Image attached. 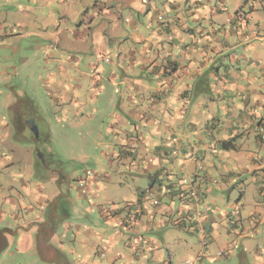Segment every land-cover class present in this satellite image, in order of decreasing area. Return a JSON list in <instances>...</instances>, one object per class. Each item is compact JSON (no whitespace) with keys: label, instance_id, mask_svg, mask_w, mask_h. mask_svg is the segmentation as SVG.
<instances>
[{"label":"crops","instance_id":"obj_1","mask_svg":"<svg viewBox=\"0 0 264 264\" xmlns=\"http://www.w3.org/2000/svg\"><path fill=\"white\" fill-rule=\"evenodd\" d=\"M164 3L163 11L151 21L162 28L157 40L142 34L144 25H138L134 17L143 16L146 9V16L152 13L153 3L146 7L144 0L91 4L87 0H0V8L12 5L22 18L37 12L43 23L70 26L75 40L69 53H96L113 64V69L93 66L97 75L93 82L100 85L90 89V103L96 109L82 116L91 122L93 116L103 114L106 135L116 146L117 161L110 167L115 165L118 176L129 172L136 194L125 210L116 209L112 217L102 210L109 228L120 230L106 232V251L100 253L99 247L95 252L103 258L99 264H184L172 256L171 228L178 235L192 229L209 230L213 237L219 233L224 246L232 250L226 256L234 257V251L236 263L249 264L253 252L264 264V0ZM123 12L132 31L123 28ZM121 18L127 37L115 32L120 28L115 22ZM136 44L141 46L137 51ZM112 51L116 52L113 57ZM75 89L79 98L73 97L69 107H76L80 114L87 101L82 100L83 86ZM182 177L197 180L203 191L200 202L182 195ZM240 180L244 187L236 209L234 205L222 208L210 195L214 190L229 193V186ZM92 187L88 186V193H93ZM168 189L174 192L169 194ZM233 194L229 193V203ZM62 198L60 194L48 201L51 220L34 223L24 255L36 248L44 264H71L69 256L81 262L83 253L61 241L51 226ZM163 200L171 205L161 208ZM250 201L253 206L248 205ZM176 203L181 205L177 214ZM219 228H225L226 237ZM79 235L73 236L74 244ZM0 241V253H4L9 239L4 236ZM121 241L127 248L122 253L115 244ZM174 245L184 250L183 242Z\"/></svg>","mask_w":264,"mask_h":264},{"label":"rangeland","instance_id":"obj_2","mask_svg":"<svg viewBox=\"0 0 264 264\" xmlns=\"http://www.w3.org/2000/svg\"><path fill=\"white\" fill-rule=\"evenodd\" d=\"M98 1L87 0L90 4ZM144 1L146 7L153 3L152 13L146 16V9L143 16L137 14L134 17H137L138 25H144L142 34L157 40L162 28L159 29L157 24L153 26L151 21L163 11L162 5L166 0ZM99 5L102 8V3L99 2ZM228 5L233 7V4ZM123 13V28L132 31L128 16ZM41 20L43 18L37 12L29 18H22L15 14L12 5L0 8V239L3 240L4 236L9 239L7 250L0 253V264H36L37 260L39 264H44L36 248L24 255L27 252V233L35 231L34 223L51 220L52 209L48 208V201L60 194L63 198L59 202L57 215L52 219L54 226H51L62 238L61 241L83 253L81 262L69 256L71 264H99L103 258L95 252L99 247L103 248L99 250L100 253L106 251V232L120 230L109 228L101 214L102 210L112 217L116 209L125 210L136 194L129 172L126 171L125 176H118L115 165L110 167L117 161L116 146L111 137L106 135L107 129L101 118L103 114H96L91 122L82 116L96 109L90 103V89L94 85L99 88L100 85L93 82L94 77H97L93 66L101 65L107 69L114 67L98 58L96 53L93 56L69 53L67 49H71L70 44L75 40L73 28L65 24L58 27V24L49 21L43 23ZM122 21L123 18L121 22H115V25L120 26L115 28L119 36L123 35ZM124 34L127 37V32ZM128 41L130 46L134 45L133 38ZM140 47L136 44L135 50ZM115 53L112 51L111 56ZM69 54L72 55L68 57ZM101 82L105 84V80ZM80 86H83L85 94L82 100L87 101V107L78 114L76 107L69 106L73 97L79 98V95L75 96V87ZM31 120H35L38 125L39 140L27 123ZM90 130L93 133L88 135ZM148 147L153 148L150 144ZM38 153L42 154L43 161ZM80 179L86 180L87 188L92 184L90 189L93 193L80 194ZM241 181L229 186L230 195L234 193L230 203L227 191L214 190L210 195L218 200L222 208L234 205L236 209L238 193L244 187ZM219 183L223 185L221 181ZM246 186H249L247 182ZM169 205L168 200H163L161 208ZM184 205L189 203L185 201ZM248 205L253 206L254 201L248 202ZM179 207L180 203L173 207L176 214ZM238 219L236 216L237 224L241 225ZM224 229L219 228V232H224L226 237ZM168 231L175 237L170 245L172 256L181 262H195L198 259L195 254L203 251V260L196 264H239L236 263L234 251V257L219 256V252L229 250L219 233L213 237L209 230L197 232L192 229L179 235L174 228ZM76 234L81 236H78V240L74 239V244L73 236ZM204 239L207 246H204ZM178 242L184 243V250L174 245ZM115 244L120 253L127 251L125 242ZM261 245L264 249V244ZM190 247L193 248L190 250ZM66 254H70V251L67 250ZM257 257V254L250 253L249 264H260Z\"/></svg>","mask_w":264,"mask_h":264},{"label":"built area","instance_id":"obj_3","mask_svg":"<svg viewBox=\"0 0 264 264\" xmlns=\"http://www.w3.org/2000/svg\"><path fill=\"white\" fill-rule=\"evenodd\" d=\"M176 153V151H175ZM181 184H182V195H184L188 200L190 201H195V202H200V200L203 198V191L202 188L199 186L197 183V180L194 177H182L181 179ZM86 180L80 179L78 182L79 183V190H81V194L85 195L86 193L88 194V188L86 187L85 184ZM183 187H186L183 189ZM167 192L169 194H172L174 192L173 189H168ZM155 203H158L157 201ZM204 246H207V241L204 239ZM229 250L225 252H219V256H224L229 254ZM203 260V255H200L198 259L194 262L192 260H187L184 262V264H196L197 262H200Z\"/></svg>","mask_w":264,"mask_h":264},{"label":"water","instance_id":"obj_4","mask_svg":"<svg viewBox=\"0 0 264 264\" xmlns=\"http://www.w3.org/2000/svg\"><path fill=\"white\" fill-rule=\"evenodd\" d=\"M29 125H31V131L34 133L36 136V139L39 140L40 134H39V128L38 125L36 124L35 120H31L27 122ZM38 156L41 158L43 161V156L41 153H38Z\"/></svg>","mask_w":264,"mask_h":264}]
</instances>
